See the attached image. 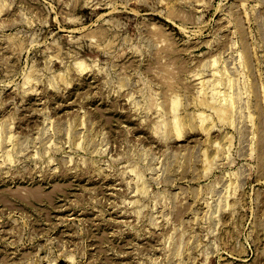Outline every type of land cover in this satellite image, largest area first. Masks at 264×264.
Wrapping results in <instances>:
<instances>
[{
	"label": "rangeland",
	"instance_id": "1",
	"mask_svg": "<svg viewBox=\"0 0 264 264\" xmlns=\"http://www.w3.org/2000/svg\"><path fill=\"white\" fill-rule=\"evenodd\" d=\"M0 134V264H264V0H0Z\"/></svg>",
	"mask_w": 264,
	"mask_h": 264
},
{
	"label": "bare ground",
	"instance_id": "2",
	"mask_svg": "<svg viewBox=\"0 0 264 264\" xmlns=\"http://www.w3.org/2000/svg\"><path fill=\"white\" fill-rule=\"evenodd\" d=\"M244 76V75H243ZM228 79V78H227ZM227 81H230V79H228ZM200 83V85H201V91H202V93L201 94H203V96H204V94L207 96H204L205 97V103L208 105V104H211L212 103V101H215V99L213 100V99H211V101H209L210 99L209 98H214V97H216V96H218V95H220L219 93H218V89H220V88H218L221 84H222V80H221V82H219V80L216 82V84H214V85H211L210 84V82H208V80L206 81V80H201V81H199ZM230 83H231V81H230ZM230 83H228V84H230ZM227 84V85H228ZM211 86L213 87V88H211ZM230 87H231V85H230ZM200 89H199V94H200ZM204 92V93H203ZM217 93H218V95H217ZM208 95H210V96H208ZM231 95V94H230ZM245 96V95H244ZM201 99V98H200ZM200 101H203V100H200ZM204 102V101H203ZM203 102H200V104H201V106H203L204 107V103ZM211 102V103H210ZM203 103V104H202ZM212 105V104H211ZM230 105H231V103H230ZM209 106V105H208ZM176 107V106H175ZM207 107V106H206ZM209 108H211V106L209 107ZM229 108V107H228ZM227 108V109H228ZM231 108H233L234 109V107H233V105L232 106H230V109ZM233 109H231V110H233ZM221 110V109H220ZM218 111V110H217ZM227 111V110H226ZM229 111V110H228ZM215 112V111H214ZM219 113H220V111H218ZM227 113V112H226ZM221 114L223 115L224 113H222V110H221ZM202 117V116H201ZM203 119V118H202ZM205 119V118H204ZM83 125V124H82ZM1 135V134H0ZM3 136L1 135V138H2ZM9 138H10V136H8ZM11 139V138H10ZM8 154V153H7ZM11 158V157H10ZM11 164V163H10ZM227 206V205H226Z\"/></svg>",
	"mask_w": 264,
	"mask_h": 264
}]
</instances>
